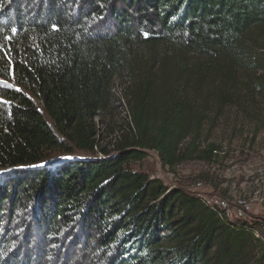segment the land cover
<instances>
[{
    "label": "trees",
    "instance_id": "trees-1",
    "mask_svg": "<svg viewBox=\"0 0 264 264\" xmlns=\"http://www.w3.org/2000/svg\"><path fill=\"white\" fill-rule=\"evenodd\" d=\"M263 29L264 0H0V264H264L251 220L130 167L147 150L209 162L199 142L225 107L258 118ZM116 80L127 131L100 158Z\"/></svg>",
    "mask_w": 264,
    "mask_h": 264
},
{
    "label": "rangeland",
    "instance_id": "rangeland-1",
    "mask_svg": "<svg viewBox=\"0 0 264 264\" xmlns=\"http://www.w3.org/2000/svg\"><path fill=\"white\" fill-rule=\"evenodd\" d=\"M260 39L264 41V34ZM262 57L264 58V52ZM258 75H264V70L257 71L255 76ZM112 91L114 96L119 98V102L114 101L103 116L95 119L96 151L100 158L102 157L99 153L100 147L113 150L116 142L127 131L126 122L129 120L126 100L124 97L120 99L122 86L119 80L114 82ZM257 102L262 107L258 110L257 119L247 118L236 106H227L220 116H216V123L211 127L212 129L209 132H203L199 142L200 150L209 143L217 146L209 162L192 159L169 167L161 163L154 150H147L144 159L130 162L131 169L146 174L150 179L158 178L169 187H180L194 194L199 192L205 196L224 200L226 208H217L229 219L251 220L250 222L254 223L251 231L254 236L261 237L264 243V105L260 101ZM48 153L51 155L48 163H58L65 157V154L59 150ZM73 154L83 153L73 152ZM241 201H246L249 206L245 214L239 217L237 212ZM21 216L15 219L10 216L5 220V225L8 227L6 232H11L10 242L7 243L9 249H17L25 245V235L21 234L25 228L21 230V224H25L24 221L26 224L31 223L32 219L27 218L23 221ZM2 233H0V239L3 238ZM15 233H18L19 240L13 243L14 239L11 238ZM66 245L67 242L64 246ZM64 246L59 250L52 246L54 255L65 257L67 250ZM23 249H18L17 257L23 253ZM5 252L6 249L0 248L2 255ZM72 253L73 251L66 256V259L71 262L80 260L84 254L80 250L76 251L75 256H72Z\"/></svg>",
    "mask_w": 264,
    "mask_h": 264
},
{
    "label": "built area",
    "instance_id": "built-area-1",
    "mask_svg": "<svg viewBox=\"0 0 264 264\" xmlns=\"http://www.w3.org/2000/svg\"><path fill=\"white\" fill-rule=\"evenodd\" d=\"M199 186V184H198ZM195 195L201 200L203 201L205 204L211 205V206H216V207H222V208H226V203L224 200L221 199H217L214 198V196H205L202 195L201 193L197 192L195 193ZM248 204L246 203V201H241V205L239 206L237 215L239 217H242L245 214V211L248 208Z\"/></svg>",
    "mask_w": 264,
    "mask_h": 264
}]
</instances>
